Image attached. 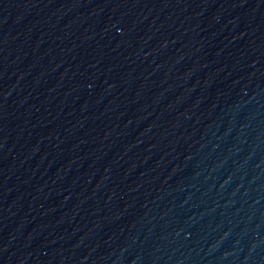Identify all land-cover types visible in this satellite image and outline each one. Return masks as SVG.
Masks as SVG:
<instances>
[{"label":"water","instance_id":"water-1","mask_svg":"<svg viewBox=\"0 0 264 264\" xmlns=\"http://www.w3.org/2000/svg\"><path fill=\"white\" fill-rule=\"evenodd\" d=\"M0 264H264V0H0Z\"/></svg>","mask_w":264,"mask_h":264}]
</instances>
